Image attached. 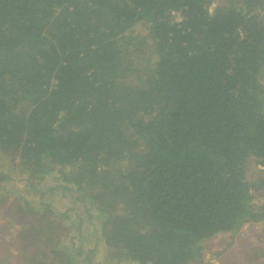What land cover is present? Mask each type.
Masks as SVG:
<instances>
[{
  "label": "trees",
  "instance_id": "trees-1",
  "mask_svg": "<svg viewBox=\"0 0 264 264\" xmlns=\"http://www.w3.org/2000/svg\"><path fill=\"white\" fill-rule=\"evenodd\" d=\"M212 4L0 0V154L41 201L54 173L89 199L111 262L207 264L201 243L264 222V0ZM24 205L0 264H93Z\"/></svg>",
  "mask_w": 264,
  "mask_h": 264
},
{
  "label": "rangeland",
  "instance_id": "rangeland-1",
  "mask_svg": "<svg viewBox=\"0 0 264 264\" xmlns=\"http://www.w3.org/2000/svg\"><path fill=\"white\" fill-rule=\"evenodd\" d=\"M212 1L211 12L217 5L227 4L230 0ZM179 20L177 16L176 21ZM137 29L142 35L146 34L143 27ZM17 164V160L0 154V174L10 177L9 180L5 179L0 182L1 200L2 198L6 199V203L0 208V258L8 255L9 260L17 259L19 243L18 241L15 242L14 238L19 231L20 220H22L19 207L26 208L24 201L28 200L34 210L43 211L47 207L45 204H47L57 216L58 222L64 227L68 238H74L77 247H85L86 254L88 249H94L91 257L93 264H117L115 261H109L107 248L103 246L102 241H99L98 212L91 205L84 206L89 199L78 201L79 194L75 188L65 189L62 186L65 184L54 173L47 176L43 182L42 192L45 193L44 201H41L40 195L34 193V190L25 180L26 174ZM263 176L264 168L251 161L246 169L248 181L258 184ZM58 183L62 187H56ZM50 189L54 190L50 191ZM260 193L254 195L256 197L255 202L259 204L262 203V199L258 198ZM44 202L45 204H43ZM34 218L28 217L23 221H35ZM68 238L67 241H69ZM201 244L202 260L207 264H264V223L247 225L238 234H220ZM10 245H13L11 249H9Z\"/></svg>",
  "mask_w": 264,
  "mask_h": 264
},
{
  "label": "crops",
  "instance_id": "crops-1",
  "mask_svg": "<svg viewBox=\"0 0 264 264\" xmlns=\"http://www.w3.org/2000/svg\"><path fill=\"white\" fill-rule=\"evenodd\" d=\"M263 223H264V222H263ZM261 224H262V223H261ZM247 225H253V224H247ZM247 225H246V226H247ZM254 225H257V224H254ZM258 225H259V224H258ZM244 227H245V226H244ZM244 227H243V229H244ZM243 229H242V230H243Z\"/></svg>",
  "mask_w": 264,
  "mask_h": 264
}]
</instances>
